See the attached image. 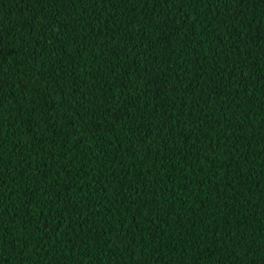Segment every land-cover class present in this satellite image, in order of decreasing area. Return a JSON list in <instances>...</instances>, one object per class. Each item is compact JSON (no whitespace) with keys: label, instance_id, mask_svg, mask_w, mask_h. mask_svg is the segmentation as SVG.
<instances>
[{"label":"trees","instance_id":"16d2710c","mask_svg":"<svg viewBox=\"0 0 264 264\" xmlns=\"http://www.w3.org/2000/svg\"><path fill=\"white\" fill-rule=\"evenodd\" d=\"M0 264H264V0H0Z\"/></svg>","mask_w":264,"mask_h":264}]
</instances>
